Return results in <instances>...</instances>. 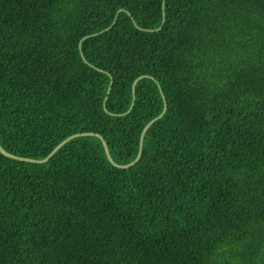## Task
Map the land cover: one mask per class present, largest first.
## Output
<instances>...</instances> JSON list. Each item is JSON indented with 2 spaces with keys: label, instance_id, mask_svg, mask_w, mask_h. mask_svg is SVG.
Listing matches in <instances>:
<instances>
[{
  "label": "trees",
  "instance_id": "1",
  "mask_svg": "<svg viewBox=\"0 0 264 264\" xmlns=\"http://www.w3.org/2000/svg\"><path fill=\"white\" fill-rule=\"evenodd\" d=\"M163 99L0 153V264H264V0H0L6 151Z\"/></svg>",
  "mask_w": 264,
  "mask_h": 264
},
{
  "label": "water",
  "instance_id": "2",
  "mask_svg": "<svg viewBox=\"0 0 264 264\" xmlns=\"http://www.w3.org/2000/svg\"><path fill=\"white\" fill-rule=\"evenodd\" d=\"M162 11L164 13V2L162 1ZM115 20V18L113 19V21ZM162 22H163V19H162ZM114 22H112L108 27L104 28L102 31L104 30H107L108 28H110L112 26ZM162 24L155 28V29H159L161 28ZM155 29H147V30H155ZM101 32V31H100ZM92 34H96V33H92ZM91 34V35H92ZM89 35H86L84 37H87ZM144 76H147V75H139L137 76L133 82H132V92L134 93V87H135V84L136 82L141 78V77H144ZM109 90V87L107 89V91ZM133 101H134V97L132 98V101H131V104L129 106V108L127 109V111L121 113V114H125L127 113L133 106ZM163 108H162V111L157 115L155 116L154 118H152L151 120H149L142 128L141 132H140V136H139V146H138V151H137V154L135 156V158L133 160H131L130 162L128 163H125V164H119V163H116L112 157L110 156V153H109V150H108V147H107V144L105 142V140L102 138V136L99 134V133H96V132H92V131H85V132H79V133H73L71 135H68L67 137H65L64 139H62L60 142H58L52 149L51 151L43 158H30V157H24V156H18V155H15L11 152H8L6 151L1 145H0V153L3 154L4 156L6 157H10V158H14V159H18V160H23V161H29V162H36V163H40V162H44L46 161L49 157L52 156V154L58 149L60 148L63 144H65L68 140L74 138V137H77V136H87V135H92V136H96L98 138H100L101 142H102V145H103V148H104V152L106 154V157L107 159L109 160V162L113 165V166H116V167H119V168H126L132 164H134L140 157L141 155V145H142V141H143V137H144V134L146 132V130L148 129V127L154 122L156 121L158 118H160L163 113L165 112L166 110V102H165V99H163ZM103 107L104 109L106 110V107H105V101L103 102Z\"/></svg>",
  "mask_w": 264,
  "mask_h": 264
}]
</instances>
